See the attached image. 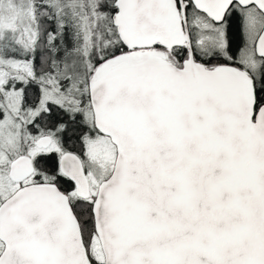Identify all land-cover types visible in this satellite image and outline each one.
<instances>
[{"label":"snow or ice","instance_id":"obj_1","mask_svg":"<svg viewBox=\"0 0 264 264\" xmlns=\"http://www.w3.org/2000/svg\"><path fill=\"white\" fill-rule=\"evenodd\" d=\"M0 264H264V0H0Z\"/></svg>","mask_w":264,"mask_h":264}]
</instances>
